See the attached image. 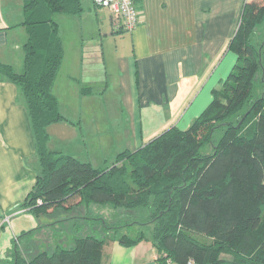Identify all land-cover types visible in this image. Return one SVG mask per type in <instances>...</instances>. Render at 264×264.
Here are the masks:
<instances>
[{"label":"trees","instance_id":"trees-1","mask_svg":"<svg viewBox=\"0 0 264 264\" xmlns=\"http://www.w3.org/2000/svg\"><path fill=\"white\" fill-rule=\"evenodd\" d=\"M82 9L81 0H23V69L0 62V78L14 82L24 99L39 163L20 208L35 217L90 202L143 208L146 217L135 223L151 225L160 264H264V96H254L257 81L264 86L257 76L264 70V32L256 35L264 0L244 3L229 41L236 63L206 108L185 129L173 125L103 168L47 145V127L66 119L53 93L64 56L54 16ZM249 115L251 127L243 128ZM143 238L139 230L117 240L133 245ZM105 239L75 235L70 246L41 250L13 240L4 262L101 264Z\"/></svg>","mask_w":264,"mask_h":264},{"label":"crops","instance_id":"crops-1","mask_svg":"<svg viewBox=\"0 0 264 264\" xmlns=\"http://www.w3.org/2000/svg\"><path fill=\"white\" fill-rule=\"evenodd\" d=\"M246 1L134 0L141 11V22L131 31H117L114 24L118 18L93 0H81L92 21L88 34L79 26L84 8L77 14H57L64 56L54 88L59 83L73 85L72 94L81 108L73 107L70 118L47 127L49 133L58 130L61 134L59 144L52 150L71 154L96 167L108 159L113 164L122 150H135L173 125L185 129L206 108L213 89L221 85L236 63L229 41ZM23 18V0H0V62L14 69L22 67L19 71L23 69V45L27 39L21 24ZM65 21L74 23L68 28ZM93 40L91 46L95 48L83 46ZM111 41L116 42L113 50L109 48ZM86 52L90 57H85ZM99 67L100 72L95 70ZM95 85L100 90H93ZM54 88L62 110L60 99L64 95ZM109 90L117 101L113 109H122L124 114L102 110L103 115L120 117L114 121L111 136L101 125V111L92 114V104L86 99L92 94L106 97ZM83 104L88 107L86 110ZM102 105L95 107L100 110ZM38 168L24 99L14 82L0 78L1 264H6L4 260L10 256L13 240L24 249L33 246L35 250H41L43 242L48 241L41 237V231L51 223L34 222L40 216L20 208L35 183ZM80 212H85V208ZM8 226L13 229V239ZM31 229L28 236L17 238ZM70 229V236L63 238L68 246L76 234ZM150 234L133 245L120 244L118 235L106 237L101 264H160Z\"/></svg>","mask_w":264,"mask_h":264},{"label":"rangeland","instance_id":"rangeland-1","mask_svg":"<svg viewBox=\"0 0 264 264\" xmlns=\"http://www.w3.org/2000/svg\"><path fill=\"white\" fill-rule=\"evenodd\" d=\"M84 10H85L84 18H83V20H81V19L79 20V26H82L83 29L86 30V33L88 34V31L92 30V21H91V19H89L88 13H86L88 11V9L84 8ZM93 11H94V7H92V12ZM92 14L95 15V12H93ZM54 17L56 20L58 19L57 13ZM67 23L68 22L65 21V25L66 26L68 25V28H69V27H71V25H73L74 22L72 24H67ZM64 27L62 29H64ZM256 31H257L256 35L259 36V38L262 37L263 32H264V23L261 24L260 26H258L256 28ZM98 42H99V40H98ZM93 44H94V40L93 41H87L83 46L84 47L90 46L91 48H95L94 46H91ZM115 44H116L115 41L109 42V46H110L109 48H111L113 50L115 47ZM262 49H263L262 60H263V65H264V47ZM85 57H90L89 54H87V52L85 53ZM93 57H91V59H90L92 61V63L94 61ZM97 62H98V60L95 62V64ZM15 67H17L15 70L18 72L22 68V67H18V66H15ZM95 70H98V72L101 71L100 67L95 69ZM257 76H258V78H259V76H261V79H262L264 76V70L262 73L257 74ZM262 84H263V81L262 82H260L259 80L257 81V83L255 85V90H254V96L255 97L258 96L261 98V96H264V86ZM72 87H74V86L71 84H64L63 85L62 83H59L57 89L54 88V91H56V93L61 92L64 95L60 99L61 100L60 104L62 107V110H60V111L64 115L65 118H70V111H74L73 107H75L76 109L81 108V107H78L79 101H78L76 95L73 96V94H72L73 93ZM111 88H115V86H109V89H111ZM93 90H100V89L95 85ZM86 99H88L92 104V110H93V112H91L92 114L95 112L101 111L100 112L101 116H102L101 125L103 127L107 128L108 136H111L112 134H114V125H115L114 121L117 119L119 120L120 117L115 116V115L111 116L109 114L103 115L104 113L102 112V110L106 111V112L115 111V109H113L114 104L115 105L117 104V101L115 100V95L109 90L108 93L106 94V97L105 96L100 97V95L96 96L95 94H92L90 97H86ZM99 103L103 104L102 108H100V110L97 109V107H95L96 104H99ZM83 108H84V110H86L88 107L86 105H84ZM262 111H264V106H263ZM115 112L123 114L122 109H118ZM243 112L244 111H242V114H243ZM245 115L247 116L248 114L245 113L244 117H245ZM252 119H254V116L249 115L247 120L243 122V128L244 127H251ZM90 120H91V118H90ZM240 123L241 122H239L238 124H240ZM177 127L181 129L180 125H177ZM49 131H50V133L48 132V129H47V132L49 134V140H48L49 143L47 145H49V147L51 149H53V148L57 147V145L59 144L58 136H61V134H58V130L54 133L51 130H49ZM205 150H207V149H205ZM111 165H112V160L108 159L107 162H103L102 164H99L96 167L103 168V167L111 166ZM82 207L85 208V212H83V213L80 212L82 210ZM74 215H76V219H73ZM146 215H147L146 210L143 208L127 209L124 207H114L110 204H100V203L90 202L88 204L81 203L80 205H78V206L76 205L75 207L68 209L66 211H62L61 209H59V211L54 213V214L51 213L48 215H42L38 219H34L33 221L36 222L37 220L38 221L40 220L41 222L45 221L46 223H51L50 225L44 226L43 230L41 231L43 233V235L41 234V237L48 240V241L43 242L44 246L42 249H52L58 243H60L64 246L69 245V244H65L66 240L64 241L63 238L65 236H67V238H68V236H70V234H69V231L71 230L70 228H73L72 232H75L76 233L75 235H79V236L90 234V233H95L98 236H104V237L108 238V236H110V235L120 236L123 233H127L133 237L138 233L139 230L144 231V233L147 235L150 233L151 227L147 228L146 227L147 225H139V224L135 223L137 221L143 220L146 217ZM98 218H100V219H98ZM62 219H64V220H62ZM72 219H73V221H72ZM120 224H122V225H120ZM127 224H129V225H127ZM52 225H53V227H52ZM107 225H109L110 228H107ZM12 231H13V229L8 226V233H9V235H11V238L13 239V238H15V235L13 234ZM0 262H3V260H1Z\"/></svg>","mask_w":264,"mask_h":264},{"label":"built area","instance_id":"built-area-1","mask_svg":"<svg viewBox=\"0 0 264 264\" xmlns=\"http://www.w3.org/2000/svg\"><path fill=\"white\" fill-rule=\"evenodd\" d=\"M96 4L103 6L114 17L118 23L114 24L117 31H131L142 20L141 11L137 8L134 0H93ZM191 260L187 264H191ZM166 264H173L170 260Z\"/></svg>","mask_w":264,"mask_h":264}]
</instances>
